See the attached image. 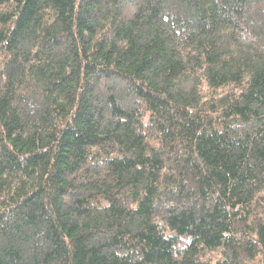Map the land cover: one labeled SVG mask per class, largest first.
<instances>
[{"label":"trees","instance_id":"trees-1","mask_svg":"<svg viewBox=\"0 0 264 264\" xmlns=\"http://www.w3.org/2000/svg\"><path fill=\"white\" fill-rule=\"evenodd\" d=\"M0 264H264V0H0Z\"/></svg>","mask_w":264,"mask_h":264}]
</instances>
